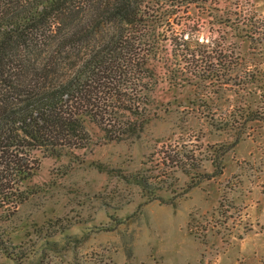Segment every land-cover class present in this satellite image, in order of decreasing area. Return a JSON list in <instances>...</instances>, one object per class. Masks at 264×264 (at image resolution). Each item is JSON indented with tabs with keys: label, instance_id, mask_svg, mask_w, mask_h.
<instances>
[{
	"label": "rangeland",
	"instance_id": "374dc122",
	"mask_svg": "<svg viewBox=\"0 0 264 264\" xmlns=\"http://www.w3.org/2000/svg\"><path fill=\"white\" fill-rule=\"evenodd\" d=\"M158 7L164 54L182 33L235 46L241 65L231 76L244 66L264 75L258 33L253 41L238 33L255 21L264 37V0ZM157 72L156 115L140 131L107 141L92 129L88 147L32 151L35 170L22 186L28 196L10 216L3 211L0 264H264V121L243 124L240 116L245 108L264 112V80L219 87L194 78L170 86L162 64ZM234 140L222 174L179 195L192 173L161 163L160 154L192 155L211 171L206 145ZM136 174L153 176L154 194L174 203L148 200L127 178Z\"/></svg>",
	"mask_w": 264,
	"mask_h": 264
},
{
	"label": "trees",
	"instance_id": "16d2710c",
	"mask_svg": "<svg viewBox=\"0 0 264 264\" xmlns=\"http://www.w3.org/2000/svg\"><path fill=\"white\" fill-rule=\"evenodd\" d=\"M207 1L0 0V222L3 211L10 216L28 196L22 186L35 170L33 150L59 155L88 147L92 129L107 141L140 131L156 115L150 109L158 64L170 86L194 78L219 87L236 78L243 84L255 83L259 75L264 80L251 66L231 76L241 65L233 45L215 46L181 33L171 38V52L163 53L158 6ZM259 28L249 21L238 33L251 41L258 33L255 39L264 45ZM240 116L243 124L264 121L258 109L245 108ZM236 143L206 145L213 155L211 171L192 155L163 152L160 159L192 173L181 195L221 175L222 156ZM127 178L148 200L174 203L154 194L153 176Z\"/></svg>",
	"mask_w": 264,
	"mask_h": 264
}]
</instances>
